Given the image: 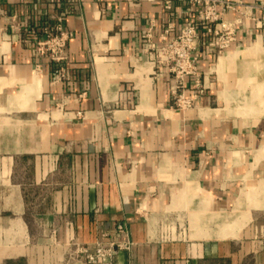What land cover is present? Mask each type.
<instances>
[{
    "label": "crops",
    "instance_id": "0c3cea01",
    "mask_svg": "<svg viewBox=\"0 0 264 264\" xmlns=\"http://www.w3.org/2000/svg\"><path fill=\"white\" fill-rule=\"evenodd\" d=\"M222 1L234 40L202 34L177 109L143 47L185 3L0 0V264H84L104 236L133 243L114 264H264V0ZM58 19L54 64L25 29Z\"/></svg>",
    "mask_w": 264,
    "mask_h": 264
},
{
    "label": "built area",
    "instance_id": "2783aa9c",
    "mask_svg": "<svg viewBox=\"0 0 264 264\" xmlns=\"http://www.w3.org/2000/svg\"><path fill=\"white\" fill-rule=\"evenodd\" d=\"M159 1L163 2L166 9H170L173 2L185 3L188 6L187 19L175 34L172 32L173 26L166 25L159 35L158 43L152 40L149 29L144 35L143 51L151 64L163 68L169 74L175 108L186 109L191 107L194 99L202 93L197 70L200 52L198 39L203 34L207 48L215 54L227 50L234 40L233 27L223 19V10L229 6L222 0ZM25 34V40L33 45L34 55L45 57L54 64L64 61L68 35L63 30L60 19L52 27H46L42 31L35 28L25 29ZM57 77L63 78L65 75L61 72ZM189 77L193 78V88L192 93L187 96L186 81ZM125 230L124 225L116 226L117 233H124ZM132 245L131 241L110 240L104 236L93 244L77 245L74 254L84 264H114L116 256L121 251L130 250Z\"/></svg>",
    "mask_w": 264,
    "mask_h": 264
},
{
    "label": "trees",
    "instance_id": "16d2710c",
    "mask_svg": "<svg viewBox=\"0 0 264 264\" xmlns=\"http://www.w3.org/2000/svg\"><path fill=\"white\" fill-rule=\"evenodd\" d=\"M198 28L200 29V25H198Z\"/></svg>",
    "mask_w": 264,
    "mask_h": 264
}]
</instances>
